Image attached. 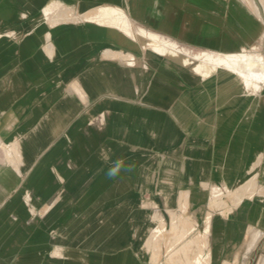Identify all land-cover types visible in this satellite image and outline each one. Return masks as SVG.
<instances>
[{"label": "crops", "instance_id": "1", "mask_svg": "<svg viewBox=\"0 0 264 264\" xmlns=\"http://www.w3.org/2000/svg\"><path fill=\"white\" fill-rule=\"evenodd\" d=\"M260 7L264 0H0V264H58L57 240L27 222L25 195L42 206L61 182L68 197L79 181L82 212L98 198V212L113 208L121 230L150 228L157 204L164 219L199 215L184 222L197 234L178 262L264 264V78L246 85L218 68L192 93L180 55L259 43L264 60ZM102 8L120 10L126 25ZM140 28L176 43L178 57L153 52ZM118 158L135 167L109 179ZM82 245L83 264L150 261L133 236Z\"/></svg>", "mask_w": 264, "mask_h": 264}, {"label": "rangeland", "instance_id": "2", "mask_svg": "<svg viewBox=\"0 0 264 264\" xmlns=\"http://www.w3.org/2000/svg\"><path fill=\"white\" fill-rule=\"evenodd\" d=\"M254 8L257 9V5ZM260 10L261 14L264 15L263 8L260 7ZM100 12L108 20H113L121 25L123 23L126 24L122 12L118 9L102 8ZM138 33L142 37V39H139L140 42L148 45L153 52L165 55L166 58L172 59L178 57V52L174 50L176 43L172 40L142 28L139 29ZM222 54L225 53L206 50L197 52L193 49H186L180 53L183 57L181 58V62L186 67L182 72L186 73L188 79L190 78L191 80L187 88L191 89L192 93L200 88L196 84H200L204 81V78H209L212 75L213 72H209V68L214 63L213 55ZM230 54L249 56L251 61H253L252 69L254 72L258 73L264 69V60L262 55H260L262 54V47L259 43L244 48L240 53ZM141 65L143 68H147L145 63ZM259 65L261 66V71ZM196 68L198 71H195ZM229 73L231 77L241 78L234 72ZM202 79L203 81H200ZM252 91L250 90V92ZM94 174L97 175V172ZM86 185L87 182L79 181L75 187L74 194L66 197V195L70 194H68L65 182H61L60 189L52 201L42 206L34 205L25 195L26 206L29 212L27 222L41 224L48 238L54 241L57 240L58 245L53 246L51 253L58 260V264H83V249H87L88 247H83L82 243L87 239L90 240V248L98 250L99 246L97 244L99 239L132 236L139 238V252L145 259L150 260L149 264H186L178 262L177 259L180 254L189 253L190 249H193V246H190L189 243L195 240L197 231L194 229L184 230V222H194L195 216L199 218V215L192 211L191 213L187 212L186 216L182 214L181 217L177 213L171 214L169 218L168 215H165L166 218L164 219L161 209L157 206L159 204H157L154 206V221L150 228L121 230L118 227V218L116 219L113 208L109 209L108 211L110 212L104 215L98 212V198L91 199L90 213L82 212L83 190L86 188ZM213 188L218 190L230 187L216 184ZM106 200L107 202H113V199L110 198ZM148 202L146 195L139 198V209L146 211ZM113 204L111 203L112 207ZM57 207L58 212L51 213ZM87 220H89L88 225L84 223ZM206 231L207 229L205 228L204 233ZM66 243H74V245L67 246ZM70 254L74 255L75 261H67V257ZM196 262L200 263L199 260ZM11 264H18V262L12 261Z\"/></svg>", "mask_w": 264, "mask_h": 264}, {"label": "bare ground", "instance_id": "3", "mask_svg": "<svg viewBox=\"0 0 264 264\" xmlns=\"http://www.w3.org/2000/svg\"><path fill=\"white\" fill-rule=\"evenodd\" d=\"M113 24H117V22L113 20H108ZM126 24L123 23L122 26ZM139 39H142L140 33H138ZM214 63H212L211 67L209 68V72H214L218 68H226L231 72H234L239 75L243 79L246 85L252 84L253 81H257L264 78V69L261 72H254L252 69L253 61H251L250 57L245 55H236L225 53L222 55H213ZM195 71H198L196 68Z\"/></svg>", "mask_w": 264, "mask_h": 264}, {"label": "clouds", "instance_id": "4", "mask_svg": "<svg viewBox=\"0 0 264 264\" xmlns=\"http://www.w3.org/2000/svg\"><path fill=\"white\" fill-rule=\"evenodd\" d=\"M135 167L132 163H126L123 159L118 158L117 160L113 161L107 172L106 176L109 179H114L117 177L122 171H131Z\"/></svg>", "mask_w": 264, "mask_h": 264}]
</instances>
